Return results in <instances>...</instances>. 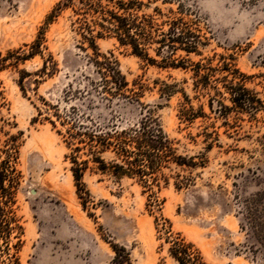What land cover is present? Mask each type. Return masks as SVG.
I'll return each mask as SVG.
<instances>
[{
    "label": "rangeland",
    "instance_id": "1",
    "mask_svg": "<svg viewBox=\"0 0 264 264\" xmlns=\"http://www.w3.org/2000/svg\"><path fill=\"white\" fill-rule=\"evenodd\" d=\"M58 1L0 0V162L21 225L18 264H108L112 244L125 248L130 264H177L168 253L175 238L190 243L206 264H264V0H184L205 42L200 54L184 56L187 69L149 64L112 38L96 40L101 53L118 61L128 87L136 89L134 81L142 87L139 102L155 109L174 154L195 163L168 162L161 169L167 181L148 186L101 174L92 162L81 184L74 183L70 149L56 133L62 127L51 126L47 118L54 117L43 102H75H66L62 89L89 66L72 24L77 0L47 19ZM155 4L169 5L157 0L149 7ZM49 56L55 62L50 75L43 73ZM196 61L236 68L261 106L219 114L218 100L231 104L217 79L222 73L211 72L214 89L195 91ZM162 82L174 84L168 98L158 94ZM181 90L204 116L181 117ZM113 108L119 126L140 116L141 106L131 100Z\"/></svg>",
    "mask_w": 264,
    "mask_h": 264
},
{
    "label": "trees",
    "instance_id": "2",
    "mask_svg": "<svg viewBox=\"0 0 264 264\" xmlns=\"http://www.w3.org/2000/svg\"><path fill=\"white\" fill-rule=\"evenodd\" d=\"M156 1L77 0L78 6L72 9L75 15L72 24L79 35L78 47L85 52L89 70L80 71L78 79L67 82L62 89L63 99L75 102L63 107L43 103L54 117L47 118L51 126L55 127V122H58L62 127L56 129V133L70 149V171L76 186L81 184L88 162H92L95 170L101 174H109L114 178H134L147 186V182L157 185L161 178L167 181L161 169L168 162L195 165L184 156L174 154L172 140L154 116L155 109L139 102L142 87L134 81L132 84L137 85V90L129 88L118 61L101 53L96 45L98 38H112L119 46L128 48L131 54L149 64L162 68L187 69L184 56L200 54V48L205 45L194 19L190 17L192 10L185 5L184 0H160L161 4L169 5L161 7L155 4L149 7L150 2ZM71 4L72 0L58 1L47 19H52L56 9ZM87 50L90 52L87 53ZM177 51L182 52L183 56L176 55ZM29 54H24V57ZM217 63V68L200 61L192 63L193 89L198 92L212 89L211 72L218 69L222 74L217 79L221 81L231 103L228 106L218 100L219 114L225 116L232 108L236 111L257 110L261 100L243 85V74L236 68H230L226 62ZM53 71L55 62L51 56L43 59V73L50 75ZM162 83L163 87L158 88V94L168 98L176 91L174 84ZM181 93L184 99L180 109L182 118L192 119L205 115L201 107L194 110L187 95L182 90ZM220 93L214 90V94ZM121 99L131 100L141 106L139 118L130 126L117 124L113 107ZM208 107L213 110L211 101ZM104 113L109 114V117L104 116ZM106 153L109 155L107 158L103 156ZM79 154L85 155V158L78 159ZM1 164L0 264H18L16 252L20 245L21 225L16 222L10 208L13 199L3 185L6 168ZM12 232L15 233L16 241L10 244L9 236ZM11 247L14 251L9 253ZM111 248L114 255L108 264H130L129 254L123 246L112 244ZM168 253L177 264H206L192 250L191 244L181 239L170 241Z\"/></svg>",
    "mask_w": 264,
    "mask_h": 264
}]
</instances>
